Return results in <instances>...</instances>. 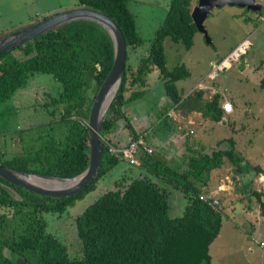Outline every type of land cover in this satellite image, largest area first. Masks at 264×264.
<instances>
[{"label":"trees","instance_id":"16d2710c","mask_svg":"<svg viewBox=\"0 0 264 264\" xmlns=\"http://www.w3.org/2000/svg\"><path fill=\"white\" fill-rule=\"evenodd\" d=\"M129 1L78 0L76 3L111 18L122 32L127 48L121 85L101 125L104 149L98 177L80 193L65 198L30 193L0 178V264H17L14 257L26 264H211L210 247L220 234L224 219V214L209 204L215 199L205 191L211 172L221 168L227 159L241 173H262L260 167L244 163L235 151L232 138L220 141L218 149L210 152L188 149L183 169L173 168L156 153L147 154L140 149L138 174L123 175L115 182L114 190L104 193L74 218L80 248L75 256H69L66 246L47 231L44 214L68 212L121 162L107 147V144L115 147L108 135L116 122L125 123L129 142L138 138L123 108L146 92L147 75L153 69L159 72L168 98V105L158 115L161 131L173 130L167 115L173 107L200 112L214 122L222 120L223 98L219 92L210 100H203L204 90H194L183 98L176 82L189 77L188 69L184 64L171 69L166 65L167 40L184 51L193 46L198 31L190 15L192 0H170L148 52L135 66L127 63L128 54L141 46L143 40L129 10ZM17 52L21 55H16ZM112 63L109 34L100 25L85 20L70 22L0 54V106L10 102L36 75L51 76L60 85L58 94L48 97V102L42 105L53 117L47 125H41L48 127L47 135L41 136L39 132L29 135L24 145L26 151L23 148L26 136L19 138L22 148L11 156L0 150V165L59 178L82 173L89 162L88 116ZM213 85L219 86L216 81ZM259 88L264 90V74ZM25 132L21 130L19 135L31 134ZM222 144L225 148L219 147ZM172 191H179L185 200L183 213L176 218L170 216ZM202 195L207 201L200 199ZM252 195L264 223L261 199L264 194L253 191Z\"/></svg>","mask_w":264,"mask_h":264},{"label":"rangeland","instance_id":"374dc122","mask_svg":"<svg viewBox=\"0 0 264 264\" xmlns=\"http://www.w3.org/2000/svg\"><path fill=\"white\" fill-rule=\"evenodd\" d=\"M77 2L78 0H0V38L43 17L72 8V5ZM169 2L170 0L129 1L128 7L135 17L136 29L143 44L136 47L134 51H129L127 63L134 64L135 60L138 63L139 59L148 52L150 40L164 20ZM255 2L262 6L261 11H247L236 6L211 10L204 22L209 42L202 33L197 32L189 51H184L180 45L170 40H167L164 45L168 69L184 64L190 73L186 80L176 82L177 88L182 92V84H189L191 87L193 82L197 81V77L204 75L210 61L224 58L230 47L232 48L243 39L250 43L247 54L244 56L247 59V67L240 71L233 66L215 80L219 85L215 89L224 93L233 107L231 116L225 119L228 125L223 126L210 121L213 125L210 130L196 128L194 139L202 145L198 144L197 140L191 142V146L197 151L210 152L218 149L220 141L232 138L235 140V151L244 159V163L258 166L262 170V173L257 171L241 173L229 160L224 159L219 171L211 173V182H208V186H213L212 191L216 190L217 186H223L219 189L220 194L213 198L218 202L217 208L224 214L220 236L218 235L213 245V264H264V253L247 239L242 231L243 228L244 232L252 234L255 226L258 225L261 216L252 191L264 186V131L262 130L264 90L259 88L260 78L264 74V0H255ZM196 4L197 0H192L191 9ZM16 55L21 53L17 52ZM157 77L158 72L153 69L147 75L150 87L134 103H143L142 110L137 109L140 115L147 112L156 113L160 100L162 106L166 104L160 97L163 94L162 85L156 82ZM198 85L201 84L198 83ZM190 87L186 89L189 90ZM59 91L60 85L51 76L36 75L25 89L17 92L10 102L0 106V136H3L0 139V150L3 153L7 156L18 153L22 148L19 138L26 136L23 142V148L26 151L24 145L29 135H35L36 132H39L41 136L47 135L48 127L41 125H47L53 117L42 105L48 102V97H55ZM204 91L207 96H212L214 93L210 89ZM10 110L13 112L7 115ZM38 126L39 130H37ZM21 130H27L25 133L31 132V134L19 135ZM219 147L225 148L224 144ZM208 148L210 150H207ZM173 154L169 158L170 163L181 166L179 153ZM120 174L122 173L119 169L113 170L99 179L95 188L75 202L68 212L61 215L51 213L43 215L47 220V231L66 246L69 256H75L80 249L74 218L104 193L114 190L112 182L120 178ZM174 198L180 200V203L183 199L180 192H172L170 216L176 218L182 215L184 208H180L179 205L175 208V203H172ZM254 237L259 236L255 234Z\"/></svg>","mask_w":264,"mask_h":264},{"label":"water","instance_id":"95a60500","mask_svg":"<svg viewBox=\"0 0 264 264\" xmlns=\"http://www.w3.org/2000/svg\"><path fill=\"white\" fill-rule=\"evenodd\" d=\"M225 6H236L253 12L262 10V6L257 4L255 0H197V4L191 9L190 15L197 31L203 34L207 42L210 40L204 27V22L211 10ZM79 20L91 21L100 25L109 34L113 45L112 66L93 100L88 116V166L82 173L75 177L59 178L31 174L12 168H5L0 165L1 179L14 186L23 188L30 193L49 198H65L76 195L98 177L104 149L101 143L100 130L102 122L122 82L127 57L125 39L111 18L99 11L84 6L72 7L60 11L0 38V54H2L19 46H24L26 43L65 24ZM246 65V60L243 57L236 67L242 71ZM17 264L20 263L17 262Z\"/></svg>","mask_w":264,"mask_h":264},{"label":"crops","instance_id":"0c3cea01","mask_svg":"<svg viewBox=\"0 0 264 264\" xmlns=\"http://www.w3.org/2000/svg\"><path fill=\"white\" fill-rule=\"evenodd\" d=\"M76 6H77L76 4L72 5V7H76ZM237 44L238 43H236V45ZM236 45H234L232 48H234ZM232 48L230 47V50ZM128 58H129V56H128ZM218 59H220V58H218ZM218 59L209 62L208 69L206 70L204 75L201 76L200 78L197 77V81L195 83L193 82V85L191 87L189 86V84L188 85L182 84V88H181L182 92L180 91L179 88H177L179 90V92L183 95V98L187 97V95L190 94L198 86V83H200L201 80L202 81L205 80L207 73L210 71L211 64L217 62ZM245 60H246V64H247V59L245 58ZM133 61H134V59H133ZM136 62L137 61L135 60L134 64ZM246 67H247V65H246ZM156 82L160 83L162 85L159 72H158V77L156 78ZM179 82H182V81H178L177 83H179ZM149 87H150V84L148 83L147 88L145 90L147 91ZM188 87H190L189 90L186 89ZM216 91L220 93V91H218L217 89H216ZM162 92H163V94L160 97H161V99H163L165 101V103H166L165 105H168V98L166 97V95L164 93L163 86H162ZM211 97L209 98V96H207V93H205L203 95V100H210ZM135 102H136V100L133 101L132 103H129L127 106H125L123 108V113L129 119V122H130L132 128L138 134H141L142 132H144L143 134H145L146 144L153 149L152 153L158 152L159 154L157 153V155L161 156L162 160H164L169 166H171L173 168H180L181 166L182 167L184 166V168H185V166H186L185 165L186 161L184 160L185 154L188 153V149H193V150L196 149V148H193L191 146V142L193 140L194 141L197 140V139H194L196 132H197L196 128H200L201 130H204V131L210 130V128H213V125L210 124L211 120L204 118L200 112L190 111L186 108H181V109L178 108L177 109V108L173 107V108H170L169 112L167 113L169 120L172 121L171 127L173 128V130L171 132L167 133L166 131L165 132L161 131L160 126H159V121H160L158 119L159 111L162 109V107H165V105L162 106L163 104L161 103V100H160L159 107H158L156 113L147 112V113H143L141 115L138 113L137 109L142 110V107H143L142 104L143 103L142 104L141 103L134 104ZM222 113H223V111H222ZM171 116H173V117H171ZM230 116H231V114L227 115V114L223 113V117H222V120L220 122H214V121L213 122L215 124L220 123L221 125L224 126L228 123V121L225 119H228V117H230ZM108 139H110V142L113 145H115V147H123V146L127 145V143L130 140V134L125 127V123H123L122 120H119L116 122V125L113 128L112 132L108 135ZM196 142L198 144L202 145V143L198 142V140ZM207 150H210V148H208ZM165 152H166V154H164ZM173 153H176V154L179 153V159H181L179 164H182L181 166L178 164L170 163L169 158H171V156L174 155ZM138 166H139V159H138V165L137 166H131L127 162H125L124 160L119 162V164L116 167H114L113 170L116 171L119 169L122 174H120L119 175L120 178H116V180H114V182H112V184L115 185V182L120 180L123 175L124 176L125 175H131L132 173L138 174V171H137ZM213 171H219V169H216ZM210 182H211V179H210L209 183ZM212 187L213 186L207 185L205 188V191L207 192L208 197H215V196L219 195L220 194L219 189L222 188L223 186H217V189L214 191H212ZM258 187L259 186H257V188ZM252 188H253V186H252ZM172 192L179 193L178 191H172ZM256 192H261L264 194V186H260L259 189H256ZM170 199H172V193L170 195ZM175 199L176 198H174V200L172 201V203H175V208L178 205L180 206V208L181 207L184 208L185 200H184L183 195H182V199H183L182 203H180V200H177V199L175 200ZM261 199H262V201H264V195ZM242 231H243L245 237L247 239H249L250 241H251V237H254L255 234H257L259 236L258 237L259 239L264 240V223L262 221V218L260 217L258 225L255 226L254 233H252V234L246 233V232H244L243 228H242ZM219 236H220V234H219ZM213 245H214V242L212 243V245L210 247L211 264H213V261H212Z\"/></svg>","mask_w":264,"mask_h":264},{"label":"built area","instance_id":"2783aa9c","mask_svg":"<svg viewBox=\"0 0 264 264\" xmlns=\"http://www.w3.org/2000/svg\"><path fill=\"white\" fill-rule=\"evenodd\" d=\"M249 47H250L249 41L244 39L239 44H237L228 54H226V56L222 60L211 64L210 71L206 75L205 80L200 82L201 85H198L199 87L197 86L196 89L197 90L210 89L214 91L212 96L216 94L217 93L215 92L216 89L215 87H213L214 81L219 77L221 73L231 69L233 66H237V64L240 62V59L247 54ZM220 95L223 98L221 102V109L223 113L227 115L232 114L233 107L231 103L228 101L224 93H220ZM210 97L211 96H209V98ZM107 147H108V152L110 154H112L121 161L124 160L131 166L138 165V152L140 149H144L147 154H151L153 152V149L146 144L144 134H139L138 138L130 141L127 146L114 147L112 145L107 144ZM200 199L207 201V197L203 195L200 196ZM209 204L216 209L218 202L217 200H212ZM251 241L254 244H256L264 253V240L251 237Z\"/></svg>","mask_w":264,"mask_h":264},{"label":"flooded vegetation","instance_id":"af4514ba","mask_svg":"<svg viewBox=\"0 0 264 264\" xmlns=\"http://www.w3.org/2000/svg\"><path fill=\"white\" fill-rule=\"evenodd\" d=\"M14 259H15V263H17V262H19L20 264H26L22 259H20V258H17V257H14Z\"/></svg>","mask_w":264,"mask_h":264},{"label":"clouds","instance_id":"9594fccd","mask_svg":"<svg viewBox=\"0 0 264 264\" xmlns=\"http://www.w3.org/2000/svg\"><path fill=\"white\" fill-rule=\"evenodd\" d=\"M245 58V57H244Z\"/></svg>","mask_w":264,"mask_h":264}]
</instances>
